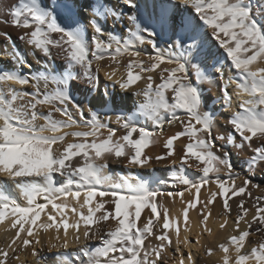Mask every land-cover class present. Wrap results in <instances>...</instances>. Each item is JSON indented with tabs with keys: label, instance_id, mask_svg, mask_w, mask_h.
Returning a JSON list of instances; mask_svg holds the SVG:
<instances>
[{
	"label": "snow or ice",
	"instance_id": "1",
	"mask_svg": "<svg viewBox=\"0 0 264 264\" xmlns=\"http://www.w3.org/2000/svg\"><path fill=\"white\" fill-rule=\"evenodd\" d=\"M168 5L173 8L172 15H168L167 6L161 11L153 4L145 19L138 0H93L87 25L79 22L83 5L76 0H49L47 4L43 0H18L6 13L0 7V24L22 29L18 39L29 46L33 55L40 53L43 57V61L37 60L43 70L32 72L24 53L8 33L0 32L8 41L0 58L11 60L16 68L27 66L30 70L21 74L0 69V224L10 215L14 218L10 228L17 229L10 242L0 247V264H8L10 251L19 260L15 255L19 250L39 244L38 236L29 239L39 230H54L56 240L61 239L63 231V242L50 245L65 250L57 255L58 264H164V253L170 248L174 257L179 256L178 264H194L192 252L185 256L180 248V218L170 216V210L158 200L168 196L174 202L178 196L184 202V192L164 193L153 189L139 174L113 177L105 171L110 158L116 162L123 159L126 167L149 165L153 157L145 150L158 142L165 125L174 124L182 130L166 138L163 147L167 151L155 159L173 157L175 142L187 137L179 172L174 171L173 176L187 186L186 190L194 189L197 200L202 187L216 185L217 191H212L199 209L204 231L211 234L206 226L208 205L221 197L223 214L227 216L232 212L229 200L240 197L233 229L236 234L218 245L223 253L222 264H264V240L242 251L253 230L264 234V196L251 197L249 186L259 185L248 177L241 185L236 184L240 173L228 151L229 146L237 150L247 147L252 152L245 161L249 171L264 168V0H168ZM180 5L185 11L191 10L187 20L176 17L174 10ZM4 15L9 19H3ZM109 19L113 25H123V35L108 28ZM197 19L199 25L195 23ZM88 27L92 29L90 37L86 35ZM166 33L168 39L161 47L158 41ZM209 39L223 49L229 69L234 70V75L225 78L220 61L213 66L222 82L225 108H232L233 94L239 101V110L232 111L227 120L231 130L226 135L219 133L215 115L204 110L198 87L215 83L200 59ZM139 45L150 46V51L142 52ZM53 49L57 50L55 54ZM55 56L61 57L63 64L53 68ZM125 56L126 62L121 59ZM105 59L110 61L107 67L111 70L104 76L112 86L143 97L132 115H115L116 125L124 130L119 136L99 112L89 108L86 115L74 99V92L98 91V74ZM121 68L123 73L117 76ZM152 73H156L159 83ZM74 81H83L87 87L81 89ZM141 82L143 88H137ZM99 102L106 108L112 104V96L105 91ZM41 107L48 111H41ZM138 117H143L145 123ZM81 127L86 130H67ZM68 137L72 140L68 141ZM171 164L175 166L177 161L173 159ZM186 168L193 169L198 178H191ZM222 172L227 178L220 175ZM58 178H63L62 182ZM9 184L23 203L11 194ZM245 196L252 199L255 209L251 221L246 220L250 209L245 205ZM184 203L182 215L187 231L189 209L197 204L192 200ZM145 209L150 215L141 222ZM70 215L77 217L75 222H70ZM109 221L115 226L107 227L99 245L67 251L69 229L74 232L72 239L79 243L82 226L83 238L89 240L101 231V224L108 225ZM241 221L246 225L244 230L240 229ZM227 223L225 219L220 229H225ZM149 238L157 243H146ZM183 243H189L187 236ZM213 252L208 247L205 254L211 256ZM31 253L39 257L35 247Z\"/></svg>",
	"mask_w": 264,
	"mask_h": 264
},
{
	"label": "bare ground",
	"instance_id": "2",
	"mask_svg": "<svg viewBox=\"0 0 264 264\" xmlns=\"http://www.w3.org/2000/svg\"><path fill=\"white\" fill-rule=\"evenodd\" d=\"M49 0H43V3L47 4ZM108 3H116L117 0H107ZM138 2L141 5V8L143 10V16L145 19L148 18L150 13L152 12V5L156 4L159 8V10H163L164 6H167L168 15H172L173 8L168 5V0H138ZM76 3L78 5H83V8L80 11V16L78 17L79 22L81 24L87 25L89 19L91 18L90 13V5L93 3V0H76ZM16 4H18V0H0V7L4 8L5 13L10 10L12 7H14ZM125 12H128V9L124 8ZM175 14L177 19H180L183 17L185 20L189 18V12L191 10L185 11L184 6L180 5L175 10ZM194 15V13H193ZM3 19L7 20L9 17L7 15H4L2 17ZM197 25H199L200 21L197 19L195 21ZM107 26L109 29L113 30L115 34L117 35H123L125 32V29L123 25L116 24L113 25V22L111 19L108 20ZM210 31V30H209ZM0 32H6L11 37V39L15 42L16 47L25 55V58L28 62V64H31V71L36 72L37 70H43L41 68L40 64H37V60L43 61V57L40 53H36L35 55L32 54V50L27 46L23 41L18 39V37L21 36L23 30L17 29L15 27L6 25V24H0ZM92 29L90 27L87 28V36H91ZM168 33L164 34L163 39L159 40L161 47H164V40L168 39ZM8 41L4 39L3 36H0V52L3 51V48L5 44H7ZM139 50L142 52L150 51V46L148 45H139ZM53 53H56V49L52 50ZM144 58V57H142ZM124 62L127 61L128 57H122L121 58ZM200 59L203 61L202 67L205 68L208 71V74L212 76L215 83L212 85H209L207 83L199 84L198 87H200L202 96L204 99V110L212 112L216 117V124L219 129L220 134H227L231 130V126L227 124V120L229 119L232 111L239 110L238 104L239 101L236 99L235 95L233 94V105L231 109H227L224 106V102L222 99V92L220 90V84L222 83L219 79V74L215 72V68L213 67L216 64V61L219 60L220 64L223 65L224 71H225V78H227L228 75H234V70H230L228 67V61L225 59V54L223 52V49H221L217 42L214 40L209 39L207 43L204 44L203 51L201 53ZM110 63L109 60L105 59L104 61H101L102 70L100 71L99 75V89L98 91H93L91 93H86L83 91H77L74 92V99L76 102H78L85 110V114H88V109L92 108L93 110L97 111L101 115V119L108 123L109 127L116 128L117 129V136L123 135L124 130L119 129L118 125L115 123V115L119 112H123L128 115H132L136 112V107L138 103H140L143 100V97H137L133 95L131 91L129 92H122L118 86L113 87L112 82L107 80L104 76L105 71H110L107 67V65ZM63 64V60L59 56H55V63L52 65L53 68H55L57 65ZM264 66V65H261ZM114 67V65H113ZM0 69L2 70H17L21 72V74L28 73L30 70L27 66H24L23 68H16L14 67L11 60L6 58H0ZM123 73V68L120 69V72L117 73V76L121 75ZM152 75L155 78V82L159 83V78L156 75V73H152ZM194 79V77H193ZM74 84H77L81 89L86 88V84L83 81H74ZM143 82L139 83L136 87L137 88H143ZM19 87V86H17ZM51 87V86H50ZM26 91L31 92L32 89L30 87H25ZM107 91L112 96V104L106 108H102L100 106L99 97L103 96V94ZM230 93L234 92L233 88L229 89ZM111 109H115L116 111H113ZM41 111L47 112V107H41ZM74 111V110H73ZM108 117H111L112 120L109 122ZM57 119H60L59 115L56 116ZM79 119L78 117H76ZM140 122L143 124L145 123L143 117H138ZM149 127H151L150 122H147ZM71 130V129H70ZM74 130V129H72ZM77 130H86L83 127ZM182 128L179 124H174L172 126L165 125L163 134L158 137V142L147 148L146 154L148 156L153 157L152 161L144 168H133V167H126V161H123L121 159V162H116L114 159H109L108 167L106 168V173L113 176V177H119V176H127L130 173L133 175L139 174L142 179L149 182L150 186L153 189H157L159 191H162L164 193L172 192H184L183 201H194L197 204V207L194 209H189V220L187 223V231H185V226L183 223V215H182V209L186 206L184 202L181 201L180 197H175V201L173 202V199L168 196L159 197L158 200L166 206L170 210V216L173 217H179L180 218V226H181V232H180V240L181 245L180 248L185 256H187L188 252L191 251L194 257V264H222V256L223 253L220 251L218 245L220 243H223L227 240V238L232 235L236 234L234 233V220L237 214L236 211V205L239 202V198L236 199V201H230L229 205L231 206L232 212L230 215L225 216L223 214L224 210L222 207V198L217 197L215 202L212 205H208V208L205 210L206 212H210L209 219L206 222V226L211 229V234L204 231L205 225L201 224V215L199 212V209L203 206V203L206 202L209 198V191L210 186L207 185L201 188L199 193L198 200L196 199L197 194L194 189L191 191L186 190L187 186L180 183L174 176L173 172H179V159L180 156L183 154V148L182 145L186 144L188 142L187 137H182L178 141L175 142V155L173 157H170L165 160L157 161L155 157L157 155H163L167 150L163 147L164 141L168 136H171L175 134L178 131H181ZM135 135V134H134ZM68 141L72 140V137L67 138ZM239 142V140H237ZM218 144L221 143L220 141L217 142ZM258 146L257 141H253V147ZM228 151L231 153L232 161L234 163V167L238 173H240L239 178L237 179V182L243 181L245 177H248L252 183H257L264 185V168H258L254 172H250L248 169V165L245 163V161L252 155V152L247 148L244 147L241 150H237L234 147L229 146ZM220 155V153H217ZM79 159V158H77ZM175 159L177 161V164L173 167H171V161ZM191 163V161H190ZM187 173L190 175L191 178L197 179L198 175H196L191 168H186ZM63 178H58L59 182H62ZM242 184V183H241ZM215 186V185H214ZM9 190L11 191V194L17 199L18 202L23 203V201L20 199L18 192H16L11 184L8 185ZM260 187V186H259ZM263 188V187H262ZM261 188V189H262ZM215 189V188H213ZM212 190V189H211ZM215 191V190H214ZM259 191H264L259 190ZM212 192V191H210ZM261 193V192H260ZM261 196H264V192ZM260 196V195H259ZM258 195H252V198L259 197ZM246 197V196H245ZM237 198V197H236ZM99 199V198H97ZM105 200L109 199L108 197L104 198ZM232 199V198H231ZM40 202H43L42 200ZM71 202V201H70ZM245 205L250 209L246 220L251 221V218L253 215H255V209L252 208V199L247 197L245 199ZM110 208L111 205H108ZM48 211H51V208L49 206ZM86 212V209L84 210ZM150 215V211L145 209L142 212V218L141 222L144 221V219ZM14 219L10 215L5 219V221L0 224V247L6 246L7 243L10 242L11 238L14 237L15 231L17 229H11L10 223L11 220ZM70 222H75L77 219L76 216L70 215L69 217ZM227 219L228 223L225 227V229L221 230L219 225L224 222V220ZM42 220L46 222V217L42 214ZM162 223V220H161ZM114 227V223L112 221L108 222V225L101 224L99 227L101 231L97 234V236L93 239L85 240L83 238V226L80 230V241L79 243H76L72 237L74 235V232L72 229H69V248L68 252L72 253L77 251L81 246L83 245H89V246H96L100 243V236L103 235V232L107 229V227ZM19 227V226H17ZM246 228V225L244 221H241L240 223V229L244 230ZM253 229H255V225H253ZM173 245L172 248H175V240L176 236L174 231L171 233ZM23 235V234H22ZM39 238L40 243L35 244L33 243L26 249L19 250L15 255L19 256V260H16L13 258V253H9V261L8 264H58L57 262V255L59 253L64 252L65 250L62 248H51V244H57L63 242V231L61 230L60 240H56L55 236L56 233L54 230H49L48 232H44L43 230H39L36 235L29 238L32 240H35L36 238ZM187 236L189 243L184 244V238ZM216 238V240L210 244L209 240ZM199 240V244L196 243V241ZM261 240H264V234L256 233L254 230L252 231L251 235L247 238L245 248L242 249L243 252H247L250 250L252 246L258 245ZM20 241L17 240V245H19ZM146 243H150L152 245H155L157 241H155L153 238H149ZM210 245L211 248L214 249L213 255L207 257H203L199 255V251H202V249H205L206 252V246ZM41 246V248H39ZM209 246V247H210ZM15 247V245H14ZM32 247H35L39 253V257H33L31 250ZM48 250L49 251H44ZM202 253V252H201ZM232 255L234 256L235 253L233 252ZM164 261H166L169 264H178L179 256L176 255L173 256L172 249H168L164 253ZM166 263V264H167ZM187 264V261H186Z\"/></svg>",
	"mask_w": 264,
	"mask_h": 264
},
{
	"label": "rangeland",
	"instance_id": "3",
	"mask_svg": "<svg viewBox=\"0 0 264 264\" xmlns=\"http://www.w3.org/2000/svg\"><path fill=\"white\" fill-rule=\"evenodd\" d=\"M67 130H68V131H74V130H77V129L74 128V130H72V129H71V130H70V129H67ZM171 167H173L172 164H171ZM220 175H221L222 177H224V178H227V177H226V173H224V172H222ZM241 183H243V181H240V182L238 183L237 180H236V184H237V185H241ZM254 184H257V183H254ZM257 185H259L260 187H255V188H254V187L249 186V190H250V192H251L252 195L254 194V195H258V196L260 195V196H261V195L263 194L262 192H264V191H259V190H263V189H264V185H261V184H257ZM262 187H263V188H262ZM213 188H215V189H213ZM261 188H262V189H261ZM211 189H212V190H211ZM214 190L217 191V187H216V185L214 186V184H212V185L210 186V191H214ZM210 191H209V195H210V193H211ZM260 192H261V193H260ZM229 195H230V193H229ZM238 198L240 199V197H237V198H236V197H232V199H230V201H234V200L236 201V199H238ZM245 199H247V196L245 197ZM215 240H216V238L209 240V243H208V244L214 242ZM209 246H210V245H207L205 248H208ZM210 247H211V246H210ZM39 248H41V246H39ZM204 250H205V249H202V251H199V253H200L199 255H201V256L206 255V254H205L206 252H205ZM44 251H49V249H48V250H45V249H44ZM201 252H202V253H201ZM206 256L209 257L208 255H206ZM206 256H203V257H206ZM207 257H206V258H207ZM166 263H167V262L164 261V264H166ZM167 264H169V263H167Z\"/></svg>",
	"mask_w": 264,
	"mask_h": 264
}]
</instances>
